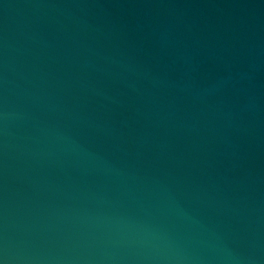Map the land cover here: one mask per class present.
Instances as JSON below:
<instances>
[{"label": "water", "instance_id": "1", "mask_svg": "<svg viewBox=\"0 0 264 264\" xmlns=\"http://www.w3.org/2000/svg\"><path fill=\"white\" fill-rule=\"evenodd\" d=\"M0 264H264V0H0Z\"/></svg>", "mask_w": 264, "mask_h": 264}]
</instances>
